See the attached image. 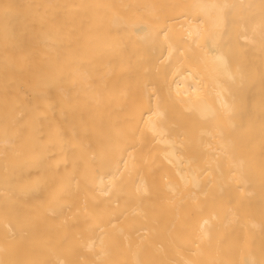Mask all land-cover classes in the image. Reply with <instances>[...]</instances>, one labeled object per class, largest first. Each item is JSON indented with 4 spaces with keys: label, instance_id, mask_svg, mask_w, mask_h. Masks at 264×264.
Returning <instances> with one entry per match:
<instances>
[{
    "label": "bare ground",
    "instance_id": "6f19581e",
    "mask_svg": "<svg viewBox=\"0 0 264 264\" xmlns=\"http://www.w3.org/2000/svg\"><path fill=\"white\" fill-rule=\"evenodd\" d=\"M0 264H264V0H0Z\"/></svg>",
    "mask_w": 264,
    "mask_h": 264
}]
</instances>
